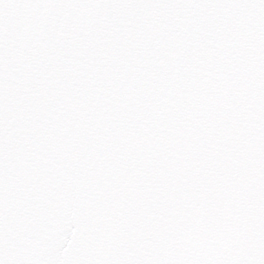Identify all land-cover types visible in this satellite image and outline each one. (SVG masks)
<instances>
[{
    "label": "snow or ice",
    "instance_id": "1",
    "mask_svg": "<svg viewBox=\"0 0 264 264\" xmlns=\"http://www.w3.org/2000/svg\"><path fill=\"white\" fill-rule=\"evenodd\" d=\"M0 264H264V0H0Z\"/></svg>",
    "mask_w": 264,
    "mask_h": 264
}]
</instances>
